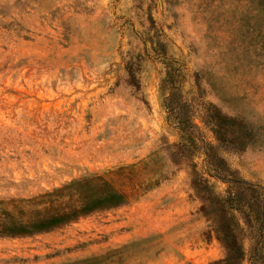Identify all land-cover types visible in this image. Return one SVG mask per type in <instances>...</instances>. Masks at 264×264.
<instances>
[{
    "label": "rangeland",
    "instance_id": "rangeland-1",
    "mask_svg": "<svg viewBox=\"0 0 264 264\" xmlns=\"http://www.w3.org/2000/svg\"><path fill=\"white\" fill-rule=\"evenodd\" d=\"M221 1L0 0V200L91 174L131 196L0 238V264H74L150 237L126 264H264V68L227 52ZM214 112L243 122L247 139L220 144ZM222 208L240 245L232 263Z\"/></svg>",
    "mask_w": 264,
    "mask_h": 264
},
{
    "label": "trees",
    "instance_id": "trees-1",
    "mask_svg": "<svg viewBox=\"0 0 264 264\" xmlns=\"http://www.w3.org/2000/svg\"><path fill=\"white\" fill-rule=\"evenodd\" d=\"M204 3L208 10L213 9L215 5L214 0H204ZM219 18L220 28L227 32L229 38L227 52H230L235 60L247 58L246 61L249 62L254 58L253 61L264 68V0H229V5L219 13ZM212 115V132L220 144L237 142L240 145L236 139L242 142L247 139V126L243 122H238L233 117L223 116L219 112H214ZM235 130L236 133H234ZM189 135V133L186 135V153L191 151L194 145ZM163 148L173 152L171 155L174 159L178 157L176 153L178 146L165 145ZM160 158L159 152H153L141 162V166H147ZM172 164L175 165L176 162L173 161ZM134 167V165L123 166L114 171L122 173L129 169L132 172ZM164 168L165 166L153 172L146 185L152 184L147 189L156 186L161 179L165 178ZM216 178L220 179L217 176ZM234 195L231 192L228 194L230 201L234 200ZM130 197L129 193L115 188L105 177L91 174L29 199L0 200V238H18L47 233L94 212L126 205ZM232 205L234 204H230L228 208ZM222 209L225 210L223 214L226 218L222 219L220 224L221 240L228 251L226 261L232 263L240 254V245L235 232L229 228L234 216L229 214L226 208ZM225 219L228 224L223 222ZM149 240L151 237L134 241L109 250L99 257H92L74 264L89 261L98 264L100 262L126 264L129 258L134 259L140 255L139 252H130V249Z\"/></svg>",
    "mask_w": 264,
    "mask_h": 264
}]
</instances>
